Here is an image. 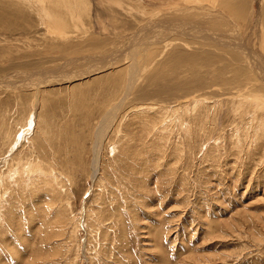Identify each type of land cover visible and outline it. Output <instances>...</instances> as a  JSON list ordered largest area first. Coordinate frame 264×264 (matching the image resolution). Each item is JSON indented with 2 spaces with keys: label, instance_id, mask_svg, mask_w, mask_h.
Instances as JSON below:
<instances>
[{
  "label": "rangeland",
  "instance_id": "374dc122",
  "mask_svg": "<svg viewBox=\"0 0 264 264\" xmlns=\"http://www.w3.org/2000/svg\"><path fill=\"white\" fill-rule=\"evenodd\" d=\"M82 1L90 11L78 27L65 18L63 37L28 6L0 3V78L16 77L0 89V264H264V83L215 45L171 36L123 101L132 38L175 5ZM200 1L264 36V0ZM103 53L126 60L56 79L90 72ZM68 60L77 67L32 86ZM116 105L92 177L94 132Z\"/></svg>",
  "mask_w": 264,
  "mask_h": 264
},
{
  "label": "bare ground",
  "instance_id": "6f19581e",
  "mask_svg": "<svg viewBox=\"0 0 264 264\" xmlns=\"http://www.w3.org/2000/svg\"><path fill=\"white\" fill-rule=\"evenodd\" d=\"M116 1H118V0H109L108 4L110 2H116ZM138 1H140V0H138ZM157 1L160 2V4H161L160 7H162V6L163 7L164 6L171 7V6L175 5V8L172 11H171L172 8H170V9L168 8V9H166L165 12H161L160 10L159 11L157 10V8H159L158 7L159 3L157 2L158 5L156 6V4H155L156 0H154V2H151L152 6L153 5L156 6V7L153 6V9L154 10L156 9L155 11H158V12H156V16H155L156 19L157 18L158 19L155 21V18H153L152 19V20H154L153 24H151L149 26H146V27H147V29L154 30L155 32L157 31L158 34H156L153 38H150V39L145 38L144 34H142L141 31L144 32L147 29H146V27H143L145 29H140L138 34H136V36L134 35L135 37L132 38V40H133V42H132L133 49H131L132 51L129 53V57L127 59L128 62H129L128 72H127L129 77H128V80H127V85L125 86V90L126 91L125 92L122 91L123 92L122 98L124 96V98L122 99L123 101H126V100L128 101V97L132 95L131 94L132 91L134 89H136V87L140 84L139 79H141V78L143 79L144 78V76L141 77L143 71L144 70L146 71V69L148 71V69H150L152 67L151 65H152V63H154V61H152L154 55L153 54H149V55H152V56H148L147 55L148 53L151 52L150 48L157 47V45H161L163 43H166L169 40H172L171 36H175V38H173V39H176L178 41L183 42L185 44L184 46L182 45L183 48H187V47L189 48L190 42H192L191 44H193V41H190V40H189L190 42H188L187 40L185 41V38L192 39V37H193V40L202 41V42H197V43L194 41V44L195 43L196 44H200L203 47H205L206 44L208 45V47H209V45L212 46V44L215 45L216 48L221 49L223 52L228 53L229 55L233 56L234 59H236L237 63L241 62V63H244L245 65L247 64V66L253 72L252 74L254 76L256 75L255 77L257 79H260L264 83V36H263L262 31L259 30V24L257 25V23H256V25H253L251 27L249 25H241L239 23H236V22L232 21V19H228L229 16L226 15L227 13L224 14V12L222 11L224 9L222 7L219 9V8H217L216 5L209 6V4H208L207 6H209V7H204L203 8V7L200 6L201 4L198 5L201 2L200 0H186V1L157 0ZM198 1H200V2H198ZM213 1H215V0H213ZM0 3L7 4V5H9V4L10 5L17 4L15 6H18V8H19V6L20 7L21 6H24V7L26 6L25 10L27 9V6H28L29 10H31V9L35 10V13H37V15L39 16V19L41 20V23H43L45 26H48L47 28H50V29L54 30V32H57L58 33L57 35L62 36V37H63V35H66V31H67V25L65 23V22H67L66 19L73 21V23L76 22V26L79 25V24L82 25L83 24L82 23L83 15H86L90 11L89 8L84 5L82 0H0ZM172 3H174V4H172ZM2 4H0V5H2ZM24 7L20 8V9L23 10ZM7 8H8V6H7ZM15 8H17V7H15ZM155 11H153V13H155ZM258 23H259V21H258ZM70 28L71 27H69L68 29H70ZM69 34L67 35V37L69 36ZM72 34H73V31H72ZM0 36H4V35L2 33H0ZM6 36L7 35H5V37ZM140 36H143L141 38V40H140ZM5 37H4V39H5ZM0 39H1V37H0ZM66 40L67 39H65V41ZM71 40H72V38H71ZM176 40H174V41H176ZM1 41L2 40H0V42ZM136 41L139 42V45L134 46V44L138 43ZM67 42H70V40L67 41ZM178 43H177L176 48L179 46ZM63 45H62L63 48L61 49V51L64 52V54H65L67 51L65 50V47ZM172 45L173 44H171V46ZM180 45H181V43H180ZM168 46H169L168 44H165L164 47L167 48ZM209 48H211V47H209ZM142 49H144L146 51L143 52ZM161 49H163V48H161ZM177 49H179V48H177ZM185 50L183 49V51H185ZM173 51L174 50H172V52ZM175 51H176V49H175ZM178 51H180V50H178ZM222 51H220V52H222ZM181 52H182V50H181ZM64 54H62V55H64ZM105 55L103 53V55L100 56V57L101 58H106L107 56H105ZM109 59H111V57L108 58V59L106 58V59L100 60V66H98V67L97 66L96 67L92 66L91 71L88 72V73H82L81 74L80 72H77L76 75L74 74L75 76L73 78L67 79V77H63L67 73V72H65V69H70V68H68L69 66H71V68L74 65L76 66V64H73L75 61L68 60V61H66V64L60 65L59 68H57L58 70H51V68L50 69H43L42 71L37 70V72H34V73H36V75H34V76L36 78H42V79L38 80L37 83H34V82H31V83H34V84H32L33 87L34 86L41 87V85H47L45 83H47L48 81H51V80L48 79L49 76L51 75V72L54 73L56 71L58 73V71L60 72L61 70L64 71L65 74H60L59 75V73H58V77L56 78V79H59V81L57 80L58 82L63 81V80L65 81V79H66L67 82H72L74 80H82L84 78H89L90 76L95 75V73L99 74L100 72H102L104 70L106 71V70L112 68V65H114V64L115 65L116 64L120 65V64L124 63V61L126 60V59H124V60L117 59L118 61L116 63H114V62H111ZM88 60H90V59H88ZM160 60H161V58H160ZM161 64H159L158 69L160 68ZM234 64H235V61H234ZM153 68H154V66H153ZM56 72H55V76H57ZM18 73L21 74L22 72H18ZM29 73H31V72H29ZM29 73L27 71V72L23 73V76L27 77L26 75L27 74L30 75ZM70 73H71V71H70ZM19 74H16V75H19ZM20 76H22V75H20ZM51 76L53 77L54 75H51ZM46 77H48V78L44 79ZM11 78L13 80L16 77L13 78L12 75H11V77L5 76L3 78H0V89L1 88L4 89V86L8 87V85H9V88L12 89L13 86L10 87L11 85L8 84V83L12 82V81L10 82ZM27 79H29V78H27ZM30 80H29V83H30ZM53 82H55V81H53ZM61 83L63 84L64 82H61ZM24 84H26V82H24ZM17 87H19L18 84H17ZM23 87H25L26 89H27V87L33 88V87H31V84H29V86H26V85L24 86L23 85L22 88ZM37 87L35 89H38ZM19 88H21V86ZM41 88H39L38 90H40ZM250 88H251L250 85L249 86L246 85V86H243V87L239 86L238 90H237L238 94L240 95L241 92H245L246 90H249ZM5 90H7V88H5ZM190 91H191V89H190ZM252 93L249 94V97L252 96L251 95ZM241 95H243V96H241V97H243V99H244V97H246L244 94H241ZM38 100H39V98L36 99L35 102L39 103ZM123 105H125V103ZM104 106H106L105 105V101H104ZM104 106H102V104H101V108H105ZM119 106L120 105H116L114 108L110 109L109 111H107L108 109H106L107 113L105 111V114L103 115L104 117H102L103 119H101L102 122L100 124V127L96 130V132H94V134L96 133L97 141H96V144H94V146H95L94 149H96V151H95V157H96L95 159L96 160L94 162V165H95L94 166V176H92V177H95V175L97 174L98 166H99L98 165V161H97V157L99 156L100 150H102L101 148H102L103 140L106 138L107 135H109L108 134V130H109L110 126L113 125V123H115L114 119H115V117H117L116 114L118 112ZM254 106L255 107L257 106L258 108H261L260 106H262V109H264V100L257 99L256 102L254 103ZM99 108H100V106H99ZM99 108H97V109L101 110ZM262 109H260V110H262ZM103 113H104V111H103ZM29 121H33V120H29ZM99 122H100V119H99ZM2 123L3 122H1V127L4 126V124L2 125ZM28 124H26V126ZM30 126H31V124H30ZM8 127H9V125H8ZM1 129H0V131H1ZM29 129H31V127H29ZM1 132H3V131H1ZM4 134H6V133H4ZM10 135H11V133H10ZM7 140H8V138H7ZM9 140H10V138H9ZM3 141H4V139H3Z\"/></svg>",
  "mask_w": 264,
  "mask_h": 264
}]
</instances>
